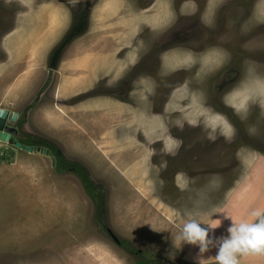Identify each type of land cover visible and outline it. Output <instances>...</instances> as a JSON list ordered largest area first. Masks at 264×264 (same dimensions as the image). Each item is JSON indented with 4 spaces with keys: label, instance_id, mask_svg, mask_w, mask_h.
I'll list each match as a JSON object with an SVG mask.
<instances>
[{
    "label": "rangeland",
    "instance_id": "obj_1",
    "mask_svg": "<svg viewBox=\"0 0 264 264\" xmlns=\"http://www.w3.org/2000/svg\"><path fill=\"white\" fill-rule=\"evenodd\" d=\"M55 1H43L57 15L48 11L52 19L42 25L55 27L56 35L44 38L46 44L36 36L32 52L24 49L19 63L0 68V100L37 95L30 104L38 99L50 120L33 111L21 116V126L11 120L18 140L29 132L84 165L102 187L105 207L98 211L76 173H59L51 153L0 142V264H138L141 258L195 264L198 246L173 243L187 212L215 211L212 218L222 224L210 236L219 237L230 224L220 212L247 219L264 209L257 194L264 188L253 186L264 184V0H93L76 37L70 36L73 21L59 29L53 19L87 11L78 0ZM22 2L0 0L3 27ZM27 11L16 15L17 28L32 24L36 11ZM192 14L206 26L184 18ZM221 15L226 23L220 27L232 32L231 49L213 45L222 30L215 37L207 27ZM134 66L141 74L122 82ZM221 70L231 79L213 85ZM71 79L83 82L69 89ZM76 102L82 111L76 116L85 120L77 124ZM216 254L212 247L203 254L207 264H215ZM258 258L238 257L239 264Z\"/></svg>",
    "mask_w": 264,
    "mask_h": 264
},
{
    "label": "clouds",
    "instance_id": "obj_2",
    "mask_svg": "<svg viewBox=\"0 0 264 264\" xmlns=\"http://www.w3.org/2000/svg\"><path fill=\"white\" fill-rule=\"evenodd\" d=\"M19 119L20 116L17 124ZM220 213L224 214V219H230L226 236L217 237L214 234L210 236V232L222 224L221 219L212 218L216 214L215 211L187 212L185 214L187 218L173 241L174 245L178 249L183 244L198 246L199 252L195 257V264H207L203 254L208 252L210 247L217 249L215 264H239V256L264 254V209L252 211L249 219H241L227 212Z\"/></svg>",
    "mask_w": 264,
    "mask_h": 264
},
{
    "label": "crops",
    "instance_id": "obj_3",
    "mask_svg": "<svg viewBox=\"0 0 264 264\" xmlns=\"http://www.w3.org/2000/svg\"><path fill=\"white\" fill-rule=\"evenodd\" d=\"M43 1H46V0H24V2H22L23 5H20V6L23 7V10L25 9L26 11L28 10L29 7L34 8V10L36 11V15H35V13H32L33 15H31V17H30L32 19V21H31L32 24H30L28 26V28H21V27L17 28V25H15L14 28L4 37L3 44L5 45V49L8 52L9 57L6 60H3V61L1 60L2 62L0 61V68L1 67L4 68L5 65L7 63H9L10 61H11V63H13V65H15V62H18L19 63V61H20L19 60V58H20V56H19L20 55V52L23 51V53H24V52H26V50H27V52L28 51L29 52H32L31 41H36V36L43 37L42 38V40H43L44 38L54 37L56 35L55 27L54 28L53 27H47L46 28L45 26L42 25L43 22L46 23L47 20L49 21V20L52 19V18L50 19V16L48 17L47 14L52 13V14L57 15L56 12H53V10H49V8L44 5V2ZM55 2H57V1H55ZM124 7L126 8V6H124ZM48 11H50V12L48 13ZM69 16H70V18H69ZM71 16L72 15H68V17L66 16L67 18L65 16H60L61 18L54 17L53 20H56L55 21L56 23L54 25H56L57 28H59V29H61L62 26L63 27L67 26L68 25L67 24L68 21L70 23L72 22ZM42 30H44L43 33H42ZM43 41L46 44L47 40H43ZM34 46H35L34 52H36V45H35V43H34ZM24 49H26V50L24 51ZM82 61L83 60L81 59L80 63ZM11 63H10V66H11ZM81 64H83V66H85L86 69L91 66L89 64L88 60H86V63L85 64L83 62ZM32 67L33 66L27 67L26 70H25L27 72L26 74L29 75L30 77L33 75V72H34V70H32L33 69ZM35 74H36V72H35ZM81 80L82 81H80V83H79V82H73V79H71V80H69L70 83H67L66 82L65 85H66V87H69V89H77V87L83 82V79H81ZM24 87L27 88L28 90L30 89V87H27V86H24ZM65 89H67V88H65ZM10 95H9V97H10ZM35 97H34L33 93L31 95L28 93L26 95L25 99H23L22 93L21 94L20 93L19 94L17 93L16 95H13L9 99L6 98L4 100H0V109L9 110V111H11L13 113H18L19 116L22 115V114L24 115L25 113L27 115L31 111H33L31 115H33V116L36 117V114H39L40 113L45 120H50L51 114L46 109L42 111L41 107L38 106V102L36 103V106L32 110L27 111L28 113L25 112V109L28 108L29 106H31L33 104V103L30 104V103L35 99ZM37 101H38V99H37ZM79 105H80V102H76L72 106L73 111L71 110L72 111L71 113H73L74 116H76V114L78 115V114H81L82 113L81 109L78 108ZM81 121H85L84 120V117L82 115L75 117V123L76 124L78 122H81ZM24 131H25V126H24ZM26 133L27 134H25V135H30L29 132H26ZM257 164L258 163H255L254 167H256ZM254 167H253V169H254ZM251 173L252 172L250 171V174L247 176L246 179H249V180L252 181V179H251V175L252 174ZM262 181L264 182L263 179H260V182H262ZM253 184H254L253 186H256L257 187V189L264 188V184H260V183H258L259 185H257L256 183H253ZM257 194L260 197H262V196L264 197V192H260V193L257 192ZM231 212H233L234 215L236 217H238V215L235 214L234 211H231ZM249 218L250 217H248L247 219H249ZM260 256L262 257V261H261V258H258L252 264H256V263H259V262H260L259 264H262V262H264V254H260Z\"/></svg>",
    "mask_w": 264,
    "mask_h": 264
},
{
    "label": "flooded vegetation",
    "instance_id": "obj_4",
    "mask_svg": "<svg viewBox=\"0 0 264 264\" xmlns=\"http://www.w3.org/2000/svg\"><path fill=\"white\" fill-rule=\"evenodd\" d=\"M153 0H148V4H150L151 2H152ZM76 6H78L79 8H85V11H87V12H85V15L84 14H82V16H78L79 15V12L75 15V13L73 14V17H72V21H73V24H72V26H71V28H70V32H71V34H70V36L71 37H76L78 34H79V32L83 29V28H86V26H87V20H86V18L89 20V16H90V14H91V10H90V5H92V4H94V2H93V0H78L76 3ZM88 6H89V9H88ZM16 8H17V10H18V12L17 13H14V15L12 16V18H11V22H10V25H6V27H3V25H4V22L2 21V23H0V61L1 60H6L7 58H8V52L6 51V49L2 46L3 45V42H4V37L11 31V29L12 28H14V26L16 25V23H17V20H16V15H18V14H23V13H26V10L24 9L23 10V7L22 6H20V5H17L16 6ZM180 10V9H179ZM175 12V11H174ZM177 13V12H176ZM27 14V13H26ZM178 14V13H177ZM179 15H180V13H179ZM224 15H221L220 17H218V18H213L212 20H210V21H208V25H207V27H208V30H210L211 32H212V36H217L218 35V33H217V31H221L222 30V28L220 27V26H222L223 28H224V25H225V20H224V17H223ZM82 19V20H80V18ZM185 17H189V18H199V20H198V24H200L201 23V25L203 24L204 26H206V23L204 22V20H203V18L201 17V16H198V15H184V18ZM74 19V20H73ZM179 19H180V16H176V22H179ZM248 22V20L246 21V23ZM195 23V22H194ZM176 26V25H175ZM175 26H172V27H170V29L168 30V31H173L174 30V28H175ZM197 27V26H196ZM221 28V29H220ZM10 29V30H9ZM217 30V31H216ZM201 32H203V31H201L200 29H198V33H201ZM209 32V31H208ZM175 34H180L181 33V31H175L174 32ZM206 34H204V36H205ZM69 35H67V39L65 40V44H63L64 46H66L68 43H69V41H70V39H71V37H70ZM194 36H196L197 37V34L196 35H194ZM203 36V37H204ZM231 36H232V32H229V33H226L224 30H222V32L220 33V37H219V39H218V41H215L214 43H212L213 45H219L221 48H223L224 46H225V44L227 45V47H225V48H228V49H231V48H233L232 47V45H233V41H232V39H231ZM165 37H167V34H166V36ZM163 40H164V38L162 39V40H159V41H161L162 43H164L163 42ZM199 41H200V39H198ZM63 46V47H64ZM164 46H165V50H171L172 48V46H166L165 44H164ZM216 47V46H215ZM171 48V49H170ZM5 49V50H4ZM196 51H198L197 49H195ZM195 50H192L193 52H195ZM241 52V51H240ZM151 55H157V58L159 59V56H158V53L157 52H153V53H150ZM59 55H60V51L56 54V55H54V57L52 58V60H51V62H50V65H49V68H50V70L52 71V70H56L57 69V65L59 64V62H58V57H59ZM141 66V65H140ZM140 66H134V68H132V70H131V73L129 72L127 75V77L126 78H124L123 80H122V82H125V83H132L133 81H134V78L135 77H137V75L136 74H141L140 73V71H141V68L142 67H140ZM236 68H239V66H235ZM221 72H222V70L219 72V75L221 76H219V78H218V76H215V77H213V79H212V81L214 82L213 83V85H216L218 82H221V80L222 79H226L227 81H229L231 78H225V77H223V75L221 74ZM223 77V78H222ZM218 78V79H217ZM121 81V80H120ZM119 81V82H120ZM128 81V82H127ZM122 82H120V84H121V86L122 85H124L125 83H122ZM130 93H128V95H129ZM82 96V95H81ZM222 104H223V100H222ZM230 109H234V110H236V108H234V107H232V106H230ZM30 111V110H29ZM28 113V112H27ZM26 114V113H25ZM24 114V115H25ZM237 114V113H236ZM23 115V114H22ZM22 115H20V118H21V116ZM232 128H234L233 126H232ZM221 133H222V131H220ZM223 134V133H222ZM20 136V135H19ZM37 137H38V135H36ZM221 137H223L224 139H225V137H224V134H223V136H221ZM38 138H41V137H38ZM51 153V152H50ZM51 156L54 158V160H55V165L57 166V160H56V157L53 155V153H51Z\"/></svg>",
    "mask_w": 264,
    "mask_h": 264
},
{
    "label": "trees",
    "instance_id": "obj_5",
    "mask_svg": "<svg viewBox=\"0 0 264 264\" xmlns=\"http://www.w3.org/2000/svg\"><path fill=\"white\" fill-rule=\"evenodd\" d=\"M37 102H38L37 100L34 101V103L26 109V112L29 110H32L36 106ZM21 124H22V118H20L18 122V125L21 126ZM25 136L27 140L22 139L20 141L22 144L28 145V146H35L37 148H45L51 153H53V155L56 157V160H57V169L59 173H64L68 171L76 173L79 176V178L82 180L90 197L97 204L98 211H100V213L104 211L105 202H104L103 193H101L102 187L96 185L93 182V180L91 179L90 172L84 165L78 162L68 161L66 157L64 156V154L60 151V149L57 146H55L54 144L44 139L36 138L31 135H25ZM223 215L224 214L222 213V216ZM120 244L125 246V248H127V250L130 251V253L132 254L136 253V251L132 250L131 246H128L129 245L128 243L126 244V243L121 242ZM137 255H138V258H140L139 257L141 256L140 252ZM138 264H149V262L147 261V259L141 258L139 259Z\"/></svg>",
    "mask_w": 264,
    "mask_h": 264
},
{
    "label": "water",
    "instance_id": "obj_6",
    "mask_svg": "<svg viewBox=\"0 0 264 264\" xmlns=\"http://www.w3.org/2000/svg\"><path fill=\"white\" fill-rule=\"evenodd\" d=\"M19 114L13 113L9 110L0 109V142L9 143L15 145L17 148L21 150H25L30 153L34 152H42L44 154L49 155L50 152L46 149L37 148L35 149L34 146H28L22 144L20 141L17 140L18 130L15 129L13 126L10 125L11 120L16 122L18 120Z\"/></svg>",
    "mask_w": 264,
    "mask_h": 264
},
{
    "label": "bare ground",
    "instance_id": "obj_7",
    "mask_svg": "<svg viewBox=\"0 0 264 264\" xmlns=\"http://www.w3.org/2000/svg\"><path fill=\"white\" fill-rule=\"evenodd\" d=\"M134 8V7H133ZM199 98V97H198ZM7 143V142H6ZM170 143V142H169Z\"/></svg>",
    "mask_w": 264,
    "mask_h": 264
}]
</instances>
